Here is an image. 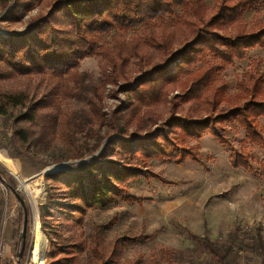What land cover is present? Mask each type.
<instances>
[{"label":"trees","instance_id":"16d2710c","mask_svg":"<svg viewBox=\"0 0 264 264\" xmlns=\"http://www.w3.org/2000/svg\"><path fill=\"white\" fill-rule=\"evenodd\" d=\"M259 1L219 0L208 10L203 0H55L24 31L0 33V116L6 118L19 110L12 119L14 125L28 123L24 128L15 126L7 139L13 146L8 153L25 159L27 154L17 142L20 147L27 144L26 149L38 144L47 149L55 142L69 140L73 151L55 162L83 158L99 150L89 161L45 175L48 196L43 204L36 205L40 229L49 241L45 264H73L84 248L89 253L88 264H117L123 243L129 238L117 237L105 244L97 229L88 239L62 234L55 215L60 213L65 226L71 227L88 209L108 207L118 200L141 203L143 198L132 193L127 182L140 174L147 175L149 159L198 161L195 145L188 144L187 139L200 138L210 131L224 144L219 128L232 121L244 128L246 138L264 146L260 124V118H264V68L255 66L248 79L238 83L237 106L219 108L229 97L222 71L234 60L243 59L247 49L264 47V23L249 26L241 19L242 10ZM39 2L13 0L5 19L21 20ZM8 4L5 0L3 7ZM131 30L134 32L130 34ZM152 49L160 53V59L147 64ZM87 55L102 60L96 80L89 72L79 70L81 59ZM131 58L137 59L139 67L138 74L129 79L125 67ZM36 75L42 77L43 84L41 89L38 84L37 94H30L28 88L3 86V82ZM119 79H125L120 91L127 93V98L107 119L102 104L104 86L117 84ZM176 87L182 102H190L189 108L194 109V105L203 104L206 116L195 120L191 111L188 118L171 113L165 121L171 131L168 134L160 125L153 127L158 121L155 109ZM70 99L79 101L80 107L63 110L62 103ZM175 108L172 103L171 110ZM103 127L114 134L108 137L101 132ZM28 130L34 134L30 140ZM81 137L84 139L78 144ZM230 162L234 167L250 168L243 151L232 153ZM0 175L2 186L16 188L15 179L3 168ZM2 204L0 188V207ZM25 205L28 222L20 264L27 250L31 222ZM18 210L19 226L13 234L17 240L22 226L19 203ZM237 231L234 228L230 235ZM251 237L254 251L264 262L261 227ZM194 238L214 264H230L232 254L241 247L235 235L229 243L206 236ZM234 242L238 243L236 247Z\"/></svg>","mask_w":264,"mask_h":264},{"label":"rangeland","instance_id":"374dc122","mask_svg":"<svg viewBox=\"0 0 264 264\" xmlns=\"http://www.w3.org/2000/svg\"><path fill=\"white\" fill-rule=\"evenodd\" d=\"M4 1L0 0L1 34L24 31L32 20L45 14L55 0H41L18 21L5 19L6 10L12 6L13 0H7L9 4L6 7H3ZM203 1L206 8L212 10L219 0ZM175 13L179 14L180 10L176 9ZM241 19L249 26L264 23V0L244 8ZM134 31L131 30L130 34ZM150 51L152 57L147 64L160 59L159 52ZM137 62V59L131 58L125 67L129 79L138 74ZM255 66L264 68V47L247 49L243 59L234 60L222 71L229 97L226 102L220 103L219 108L225 110L237 106L235 95L239 90L238 83L246 81ZM101 68L99 56L87 55L80 61L79 70L89 72L94 80L100 75ZM124 81L119 79L117 84L107 83L104 86L102 104L107 119L113 110L126 101L127 93L120 91V84ZM38 84H41V89L43 84L39 75L3 82V86L8 89L28 88L32 95L39 93H36ZM180 93L176 87L167 95V101L155 109L158 121L153 127L160 125L166 133L171 134L165 123L171 113L188 118L186 115L191 111L195 120H202L206 116L203 104L194 105L197 106L195 109L189 108L190 102H182L178 98ZM172 103L176 106L174 110H171ZM80 105L79 101L70 99L62 103V108L69 111ZM18 113L19 110H14L6 118L0 116V168L15 179L16 188L29 207L31 222L24 260L34 240L35 247L26 264H45L49 241L40 229L36 206L37 203L43 204L48 196L45 175L89 161L99 150L83 158L55 162L56 158H64L73 151L71 140L55 142L47 149L40 144L26 149L27 144L20 147L17 142V147L22 148L27 157L24 159L16 154L10 155L8 149L13 146L7 139L11 137L15 126L28 127V123L22 121L14 125L12 119ZM260 124L264 134V118H260ZM219 131L226 140L224 144L210 131H205L200 138L187 139L188 144L195 145L200 158L198 161L191 158L183 162L166 158L149 159L147 175L140 174L127 182L130 191L143 198L141 203L118 200L108 207L88 209L82 219L71 227H66V221L60 213H56L55 221L62 234H76L88 239L97 229L105 244H110L117 237L129 238L123 243L117 264H214L201 242L194 237L206 236L219 243H229L230 237L235 235L241 240V247L232 254L230 264H264L262 257L253 249L254 240L251 237L260 227L264 237V146L246 138L244 128L234 121L224 122ZM101 132L108 137L114 134L113 130L106 127ZM26 134L28 140L34 136L30 130ZM83 139L81 137L77 143L81 144ZM239 151L247 155L250 168L231 165V154ZM49 167L52 168L47 170ZM2 185L0 182L3 197L0 207V264H16L19 244L13 234L19 226V202L12 191ZM234 228L238 231L230 235ZM233 245L236 247L238 243L234 242ZM89 258L88 250L84 248L78 252L73 264H88Z\"/></svg>","mask_w":264,"mask_h":264},{"label":"water","instance_id":"95a60500","mask_svg":"<svg viewBox=\"0 0 264 264\" xmlns=\"http://www.w3.org/2000/svg\"><path fill=\"white\" fill-rule=\"evenodd\" d=\"M0 181L4 182L2 176L0 175ZM18 188H13L12 186H10V190L12 191L13 195L15 196V198L18 200L21 210H22V226H21V232H20V237L18 239V244H19V249L17 251L16 257V264H20V260L24 251V247H25V237H26V228H27V222H28V213L26 210V205L25 202L23 200V198L21 197L20 193L17 190Z\"/></svg>","mask_w":264,"mask_h":264},{"label":"built area","instance_id":"2783aa9c","mask_svg":"<svg viewBox=\"0 0 264 264\" xmlns=\"http://www.w3.org/2000/svg\"><path fill=\"white\" fill-rule=\"evenodd\" d=\"M32 242H33V240H32ZM34 244V243H33ZM32 246V243H31V245H30V248H29V252H28V254H27V257H26V259L24 260V262H23V264H26L27 263V261H29V258H30V256H31V252H32V250H33V246ZM0 255H1V252H0ZM29 255V256H28Z\"/></svg>","mask_w":264,"mask_h":264},{"label":"bare ground","instance_id":"6f19581e","mask_svg":"<svg viewBox=\"0 0 264 264\" xmlns=\"http://www.w3.org/2000/svg\"><path fill=\"white\" fill-rule=\"evenodd\" d=\"M50 168H52V167L47 168V170H49ZM47 170H46V171H47ZM34 226H35V225H34ZM35 227H36V226H35ZM36 228H37V227H36ZM34 231H36V229H35Z\"/></svg>","mask_w":264,"mask_h":264}]
</instances>
